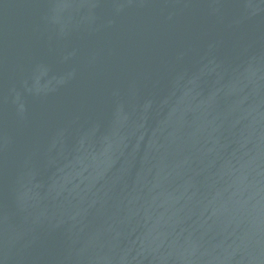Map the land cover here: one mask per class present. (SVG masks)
Wrapping results in <instances>:
<instances>
[{
    "label": "water",
    "instance_id": "water-1",
    "mask_svg": "<svg viewBox=\"0 0 264 264\" xmlns=\"http://www.w3.org/2000/svg\"><path fill=\"white\" fill-rule=\"evenodd\" d=\"M0 264H264V0H0Z\"/></svg>",
    "mask_w": 264,
    "mask_h": 264
}]
</instances>
